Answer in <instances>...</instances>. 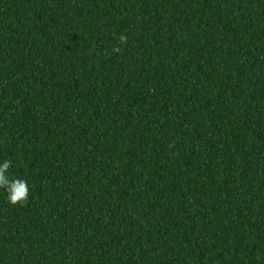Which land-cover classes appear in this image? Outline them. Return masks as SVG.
Here are the masks:
<instances>
[{"label": "trees", "instance_id": "16d2710c", "mask_svg": "<svg viewBox=\"0 0 264 264\" xmlns=\"http://www.w3.org/2000/svg\"><path fill=\"white\" fill-rule=\"evenodd\" d=\"M0 264H264V0H0Z\"/></svg>", "mask_w": 264, "mask_h": 264}, {"label": "clouds", "instance_id": "9594fccd", "mask_svg": "<svg viewBox=\"0 0 264 264\" xmlns=\"http://www.w3.org/2000/svg\"><path fill=\"white\" fill-rule=\"evenodd\" d=\"M12 161L5 159L0 162V190L6 193L11 204L26 201L30 194L28 181L23 178L10 179L8 176Z\"/></svg>", "mask_w": 264, "mask_h": 264}]
</instances>
